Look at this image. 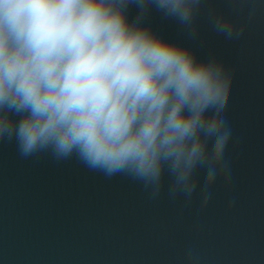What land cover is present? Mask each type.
I'll list each match as a JSON object with an SVG mask.
<instances>
[{"label":"clouds","instance_id":"clouds-1","mask_svg":"<svg viewBox=\"0 0 264 264\" xmlns=\"http://www.w3.org/2000/svg\"><path fill=\"white\" fill-rule=\"evenodd\" d=\"M129 4L193 28L205 0H0V138L15 137L23 156L76 153L146 185L158 186L167 165L190 193L194 170L207 167L211 183L223 157L230 77L129 23ZM210 21L240 34L224 15Z\"/></svg>","mask_w":264,"mask_h":264}]
</instances>
